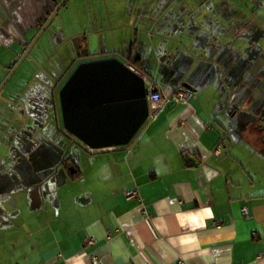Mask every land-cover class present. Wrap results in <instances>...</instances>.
<instances>
[{"label":"crops","instance_id":"obj_1","mask_svg":"<svg viewBox=\"0 0 264 264\" xmlns=\"http://www.w3.org/2000/svg\"><path fill=\"white\" fill-rule=\"evenodd\" d=\"M62 1L0 0V85ZM61 10L46 40L63 30L60 45L78 36L86 55L76 56L55 78L47 65L53 53L46 51L37 64L44 85L52 82L61 90L81 63L96 55L114 58L123 28L136 44L120 61L155 81L170 100L130 144L98 151L83 144L89 153L77 166L72 156L66 161V153L60 158L36 147L28 151L27 139L40 136L18 142L22 131L13 134L2 123L1 105L11 101L0 98V250L15 257L11 264H76L85 253V264L92 257L102 264H264V184L256 182L244 157V144L258 133L241 122L245 84L264 78L256 64L264 58V0H68ZM69 18L78 30L68 29ZM150 23V38L162 39L158 26L177 31L184 45L177 52L170 45L166 57L169 64L191 58L189 70L186 63L171 68L159 82L157 71L147 68L137 43L141 25ZM113 39L116 50L105 51ZM206 48L214 50L208 59ZM32 56L33 51L7 83L5 95L13 94L11 83ZM158 60L152 57L150 64ZM179 84L191 92L186 102L176 100ZM30 167L38 179L27 190L30 176L21 175L23 169L31 174ZM48 179L56 183V194L46 192ZM205 208L214 218L196 212Z\"/></svg>","mask_w":264,"mask_h":264},{"label":"rangeland","instance_id":"obj_2","mask_svg":"<svg viewBox=\"0 0 264 264\" xmlns=\"http://www.w3.org/2000/svg\"><path fill=\"white\" fill-rule=\"evenodd\" d=\"M104 13L107 14L106 8L104 10ZM133 21L134 25L132 26L133 28H135L136 21H138V19ZM66 22H68V29L70 28L73 31L79 29L76 24L73 25V22H70V18L67 19ZM129 22H131V20ZM69 25H71V27ZM54 26L56 25L52 24L50 26L46 34L33 48L35 49L32 50L33 56L31 60L33 59V62L27 63L25 69L22 70L20 74H17L15 82L11 83V85L13 86L10 87V92L13 94L5 95L3 90L2 94L0 95V98L5 97L9 99L8 101H11V103L6 102L1 105L3 113V115H1L2 120L6 122L5 123L2 121V123L7 125V128L13 134L18 133V131H22L21 136L24 138L20 136L18 142L22 141L23 139H27V136H40L39 138L27 139L28 141H30V143L25 144L28 151L36 147L39 149L52 151L54 157L56 152L58 155H60V158H63L64 153H66V161L69 162V156H72L75 159L77 166H83V164L85 163V161L83 160V152H86L88 149H85L83 143L76 137L71 135L64 127L59 96L60 90H58L59 88L57 87V85L52 82H49L48 86L44 85L43 75L41 74V72H39L38 75L37 72V64L43 61V54L46 51H51L53 53V57H50L48 59L47 65L49 67H52L55 78H61L63 74L68 71L70 64L77 56L74 51L73 45L69 41L67 43H64L63 45H60V42L58 40L56 41L53 38L52 33H50L49 39L46 42L47 34L54 28ZM171 28L172 27L169 26L168 30H170ZM68 29H66V32ZM149 29H151V23L148 27H145L144 24L141 25L140 30L142 32L139 35V41L137 44L140 45L141 49H143V52L139 53H141L142 55L146 54V56L148 57V59H146L147 68L157 71V73L159 74V77L157 76V74H155L156 77H158L159 82H162V80L166 77L165 74L168 73L167 70L171 68L172 69L170 72H173L175 68L181 67V65H184L185 63V67L188 68V70L192 67L193 63H188L191 58L188 61L185 58L177 64L174 62L172 64H169L168 62V59L166 57L168 53H166V50L170 48V45L173 44L170 49L176 52L182 48V45H184L182 39H179V35L174 28L171 29L172 33L170 35H165L167 34L166 32L169 31H163V29L158 26L157 31L158 34L159 32H161L160 34L162 35L159 36H161L162 39L153 37L150 38L148 36ZM122 30L123 28H120V30H118L120 32L117 33L116 39L117 50L119 51V53L115 54L114 52V55L111 56H115L114 58L124 61L123 55H121V53L125 55L128 54L129 56L131 46L132 44H136V41L129 35L128 32L124 33L122 32ZM124 31L126 30L124 29ZM70 34L71 33L69 30L67 32V35ZM167 41H169L168 44L166 43ZM114 44L115 41L113 39V41L109 42L108 46H105L104 50H116ZM84 49L82 50V53L83 55H86ZM205 50L208 51L206 53L208 54V59L212 56L214 50L212 48H206ZM102 56L104 55H96L95 58L100 59L98 57ZM152 57L154 60H156V58L159 59L158 61L160 63L157 66L155 64H150V62L152 61ZM166 62L168 63L166 64ZM150 65L154 66L150 67ZM26 90L27 94L25 93ZM227 99L228 97L226 98V100ZM234 100L235 99L232 100V103H234ZM247 101L248 96H246V103ZM232 109L234 110V108ZM36 129H38V132ZM262 132L263 135H257L255 136L256 138L254 140H250L248 144H244V147H246V150L244 151V157H247V161L251 163V165H248L246 162L248 169L251 171V174L254 173V171L256 172V174H254V179L256 180V182H262L264 184V143H262V140L264 139V131ZM44 147H49L50 150ZM254 151H256L257 154H255ZM49 162L50 164H52L53 168V165H55V161H52L51 159L49 160ZM34 169L32 167L29 168V172L31 174L28 173L27 169H23L22 171L21 176L23 179L26 180V177L30 176V178H28L29 180L27 179L29 181V188L27 187V190H29L30 185H32V183L38 179L35 176H33L32 178V174L34 173L35 175L36 169ZM60 171L62 172L65 170L61 167ZM8 179L11 180L12 177H9L8 175ZM45 189L47 193L55 192L56 194L57 186L56 183H54V180H49L48 184H46ZM60 192H62V189L60 190ZM8 193L14 194V189L9 191ZM1 242L2 240L0 239V243ZM13 259H15V257H10V254L6 250H0V263L2 262L1 264L14 263L15 261Z\"/></svg>","mask_w":264,"mask_h":264},{"label":"water","instance_id":"obj_3","mask_svg":"<svg viewBox=\"0 0 264 264\" xmlns=\"http://www.w3.org/2000/svg\"><path fill=\"white\" fill-rule=\"evenodd\" d=\"M67 1L63 0L41 27L24 55L1 83L0 93L49 30ZM52 36L56 40L53 34ZM80 40V37L67 40L75 48L77 56L80 55ZM261 60L263 64L259 66ZM256 64L258 71L263 69L264 58L260 57ZM250 73L259 74L253 69ZM229 91L231 94L232 88H229ZM147 95L146 83L142 76L119 59L82 63L59 92L64 127L92 151L126 146L147 122ZM230 104L237 109V106Z\"/></svg>","mask_w":264,"mask_h":264},{"label":"flooded vegetation","instance_id":"obj_4","mask_svg":"<svg viewBox=\"0 0 264 264\" xmlns=\"http://www.w3.org/2000/svg\"><path fill=\"white\" fill-rule=\"evenodd\" d=\"M59 33L64 34V31L63 30L62 31L57 30V31L52 33L56 37V41L57 40L59 41V37L60 38L63 37V34L60 35ZM75 37H78V36H75ZM72 38H74V36L71 38H67L65 43H67V40L72 39ZM78 44L80 47V55L77 57L80 58L83 56L82 50H83L84 44H85L84 40L82 41V39H81L78 42ZM74 51H75V48H74ZM75 53H76V51H75ZM98 58H100V59H96L94 57L95 60H90V61H85V62H92V61H98V60H104V59H112V58H106V57L105 58L98 57ZM85 62H83V63H85ZM71 75H69V77ZM69 77L64 81L63 85L66 83V81L69 79ZM252 79L254 80L253 86L255 85V87H253L252 85L248 86L245 84L244 90H242V92H243L242 94L245 95V97L248 96V101L246 103V106L242 108L243 110L241 112V117H242L241 122H242L244 128H246V129L253 128L258 133V135L259 134L263 135L262 131H264V82H263V78H259L258 76H254ZM243 84H244V82L242 83V85Z\"/></svg>","mask_w":264,"mask_h":264},{"label":"built area","instance_id":"obj_5","mask_svg":"<svg viewBox=\"0 0 264 264\" xmlns=\"http://www.w3.org/2000/svg\"><path fill=\"white\" fill-rule=\"evenodd\" d=\"M128 66V65H127ZM130 67V66H129ZM133 69V68H132ZM136 71L135 69H133ZM139 75L142 76V78L145 80V83H147L149 88L147 89L148 95V108H149V116L147 121L150 119L154 120L159 115L165 111L166 107L169 104V97L163 94L156 85V82L148 78L146 75L141 74L140 72L136 71ZM175 97L178 101H188L191 97V92L186 88L184 84H179L175 89ZM131 196H136V192L129 193ZM242 213L244 215H249L248 208L244 207L242 208ZM92 264H102V260L98 257H92Z\"/></svg>","mask_w":264,"mask_h":264},{"label":"clouds","instance_id":"obj_6","mask_svg":"<svg viewBox=\"0 0 264 264\" xmlns=\"http://www.w3.org/2000/svg\"><path fill=\"white\" fill-rule=\"evenodd\" d=\"M196 212L198 214L208 218V219L214 218V213H213V210L211 208L198 209V210H196ZM181 242L183 243V239L181 240ZM84 256H86V253L76 259V264H85Z\"/></svg>","mask_w":264,"mask_h":264},{"label":"trees","instance_id":"obj_7","mask_svg":"<svg viewBox=\"0 0 264 264\" xmlns=\"http://www.w3.org/2000/svg\"><path fill=\"white\" fill-rule=\"evenodd\" d=\"M236 109L233 110V112H235Z\"/></svg>","mask_w":264,"mask_h":264}]
</instances>
